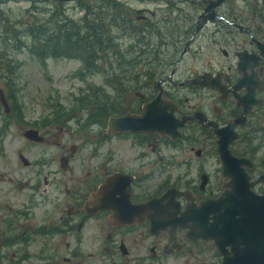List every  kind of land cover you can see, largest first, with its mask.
Wrapping results in <instances>:
<instances>
[{"label": "flooded vegetation", "instance_id": "flooded-vegetation-1", "mask_svg": "<svg viewBox=\"0 0 264 264\" xmlns=\"http://www.w3.org/2000/svg\"><path fill=\"white\" fill-rule=\"evenodd\" d=\"M164 8L176 14L173 20L181 18L182 23H169L166 16L160 23H152L157 29L164 24L169 27L167 44L159 48V58H156L162 60L156 61L157 65L152 68L160 76L155 87L144 88V92L137 90L130 102L134 106L125 111L140 112L144 102L160 94L161 99L175 104L176 116L187 117L179 137L183 141L206 137L215 141L214 128L240 116L243 120L234 127L238 134L232 152L250 158L247 154L252 151L248 142L264 125V0H165ZM137 67L141 69L142 64ZM211 82L217 86L207 85ZM250 92L255 101L248 105ZM108 134L171 139L167 134L137 131ZM243 143H247V148H243ZM71 147L70 150H75V145ZM202 149H194L198 159L204 156ZM68 153H61L60 161L62 157L68 159L65 157ZM215 153L220 163L215 174L220 176L206 172L197 160L186 159L183 160L186 165L196 163V175L193 179L185 178L182 186L163 181L152 188L144 187L142 181L155 177L158 173L155 170L149 175L140 174L137 168L104 170L102 175L97 172L93 181L71 192V199L56 198L51 205L44 206L41 220L37 218V201L31 196L30 204L16 212L26 215V221L20 223L26 227L18 229L13 215L4 220L8 227L0 229L3 233L0 264L6 258V249L11 247L23 249L24 254L19 256L22 260L37 261L31 264H49L47 254L53 251V264H56L60 240L71 255H63L57 264H90L93 251L103 264H222L224 252L232 254L231 246L217 245L208 228L214 212H207V206L200 207L202 202L230 188L220 154L217 150ZM250 160V165L242 164V167L249 174L251 188L261 193L263 169L253 175L259 168ZM142 169L145 168L142 166ZM113 174L119 175L106 190H100L105 178ZM42 183H47L46 175H42ZM40 187L38 184L39 190ZM41 188L43 192L44 187ZM67 191L70 193V189ZM51 206L55 214L58 211L56 216H62L61 225L49 215ZM33 220L35 228L30 227ZM85 231L94 237L95 244L93 251L83 256L81 247L85 245L84 239H88ZM235 260L234 256L232 261ZM24 261L6 264H30Z\"/></svg>", "mask_w": 264, "mask_h": 264}, {"label": "rangeland", "instance_id": "rangeland-1", "mask_svg": "<svg viewBox=\"0 0 264 264\" xmlns=\"http://www.w3.org/2000/svg\"><path fill=\"white\" fill-rule=\"evenodd\" d=\"M114 2L123 8H108L111 16L119 14L120 17L128 19L127 23H121L123 26L121 29H112L113 34H119L122 37V40L118 36L112 41L117 42L118 51L124 52L121 64H118V57L115 54L112 55L114 59L112 68L115 71L122 70L120 75H124L126 87L106 82L101 73L90 74V72L81 71L82 62L77 56H49L43 64L37 57L31 55L26 47L19 49L12 46L9 48L7 46L0 47V57L3 54L7 59L21 61L17 76L19 89L14 97L8 98L9 109L5 110L0 101L1 230L8 227L4 220L12 215L13 223L18 222V229L22 230L26 227H21L20 224L26 221V215L19 211L17 215L16 212L19 208H25L30 204L31 196L33 200L37 201L39 206L37 218L41 220L44 215L42 210L44 206L51 205L52 200L56 198L71 199L70 194L74 189L79 185L86 186L87 183L94 180L97 172L102 175L104 170L137 168V171L143 175H149L151 170H155L158 172L155 177H148L142 181L144 187L152 188L155 183L163 181L166 184L177 182L182 186L185 184V178L193 179L196 175V163L189 162V165H186L183 160L193 159L197 160V163L201 164L205 171L211 173L212 176H220L218 173L215 174L220 163L215 153V141L212 138L206 137L202 140L192 138L170 143L168 140L153 139L151 136L142 138L137 134H115L112 136L106 134L103 118L88 119L94 105L104 103L102 98L98 101L95 87L106 94L105 104L107 106L110 104L128 106L133 96L137 95V90L144 92L142 83L139 82L137 85V73L144 71L143 69L146 67L144 65L154 67L158 62L156 59L150 58L152 55L145 57L140 53V45L137 43V24H152L155 21L160 23L164 16L169 19L167 21L169 23H182L181 18L178 21L174 17L173 20V16L176 14L164 8L165 0H114ZM89 3L98 6L102 1L0 0V45L2 44L1 38H4L2 23L7 20L6 16L9 17L8 22L12 29L24 33L23 29L28 24H32L36 17L44 20L50 15H56L77 19L84 11L81 6L84 7ZM116 9L120 10L116 11ZM141 17H145V19ZM129 20L132 22L129 23ZM95 22H97L96 19ZM134 28H136L135 31L132 30ZM28 39L30 38L28 37ZM28 39L26 36L27 42H29ZM113 48L116 46L114 45ZM105 53H113L111 45L106 48ZM216 54L220 53L216 51ZM137 59H143L142 70L137 68ZM2 69L0 66V73H2ZM1 83L2 79L0 78ZM132 106L134 105L132 104ZM29 128L37 129L43 138L33 140L27 137L25 131ZM254 136L248 142V148L253 153L247 155L254 160L255 165L259 168L253 174L256 175L261 171L260 169H263L264 173V160L262 159L264 158V139L258 137L260 134L257 132ZM71 145H75V150L69 161L70 167H62L59 163L60 154L69 152ZM242 146L244 149L247 148V143H243ZM191 147L194 149L203 148V158L198 159L195 150ZM20 153L27 157L28 163L23 161ZM147 161L148 163H146ZM142 166L145 169H142ZM185 167L188 168L187 171H185ZM42 175H46V184L42 183ZM34 184L36 188L33 187ZM38 184L44 187L43 192L40 191L41 187L39 190ZM68 189H70V193H67ZM51 208L49 215L54 217V222L57 225H61L60 218L62 216H56V214L59 215L58 211L55 214L54 207L51 206ZM35 224L36 222L33 220L30 227L35 228ZM91 227L93 226L90 225V229ZM2 235L3 233L0 232V238ZM86 235H88V239H84L85 245L81 247L83 256H86L87 252L93 251L95 244L94 237L88 232ZM50 246L52 245L50 244ZM57 249L58 254L55 255L57 263L62 261L63 255H71L62 240L58 242ZM22 250L16 247L6 249V258L2 259V264L24 261L22 257H19L24 254ZM1 251L2 247H0ZM13 251L17 252L13 254ZM93 253L94 256L90 257L92 260L90 264H103L94 251ZM47 257L49 264H53L55 260L53 251L49 252ZM85 259L87 260V257ZM24 262L31 264L37 261L27 258Z\"/></svg>", "mask_w": 264, "mask_h": 264}, {"label": "trees", "instance_id": "trees-1", "mask_svg": "<svg viewBox=\"0 0 264 264\" xmlns=\"http://www.w3.org/2000/svg\"><path fill=\"white\" fill-rule=\"evenodd\" d=\"M83 1L85 2V0ZM101 1L102 3L98 6L92 3L86 4L84 7L81 6V9L84 11L81 17L77 19L68 16L58 17L56 15H50L44 20L36 17L32 24H28L23 29L24 33L12 29L8 22L9 17L6 16L7 20L2 23L4 38H1L2 44L0 47L7 46L9 48L12 46L18 49L26 47L30 54L37 57L43 64H45V60L49 56H77L80 58L83 69L87 73H101L106 82L116 83L120 87H126L127 83H124L126 79H124V75H120L122 70L115 71L112 68L114 65L113 54L118 57V64H121L122 58L124 57V52L121 53L118 51L117 42L112 41L117 39L118 36L122 40V37L119 34H113L112 29H121V23H127L128 19L120 17L119 14L111 16L108 11V8L111 7L122 9L123 7L120 4L111 0ZM118 10L120 9H116V11ZM95 19L97 22H95ZM129 21V23L132 22L131 20ZM168 28L167 24H164L160 29H157L153 24H137V43L140 45V53L145 57L152 55L150 58H159V48L167 44ZM132 30L135 31L136 28ZM132 30L130 29V31ZM134 34L136 36V33ZM26 36L27 39L28 37L30 38L28 39L29 42H27ZM155 39L156 41H154ZM109 45L112 47V54L105 53ZM114 45L116 48H113ZM143 59H137V65L139 63L143 64ZM160 60L162 59H156L158 62ZM0 66L3 68L2 73H0V78L2 79L0 87L3 89L7 98L14 97L19 89L17 76L21 61L7 59L1 54ZM144 66H146L144 69L143 65L140 69L144 71L137 73V85L141 82L144 88L149 89L155 87L156 79L159 78L160 74H155L151 65ZM86 72L85 74H87ZM95 89L98 101L102 98L104 103L102 105L101 103L94 105L89 113L88 119L90 120H95L94 117H96L98 119L103 118L105 122L107 115L123 112L132 107V103H129L125 107L121 104H110L107 106L105 104L106 94L104 91L98 89V87H95ZM87 122L89 123V121ZM258 130L259 137L264 139V125H261ZM262 159L264 160V158Z\"/></svg>", "mask_w": 264, "mask_h": 264}, {"label": "water", "instance_id": "water-1", "mask_svg": "<svg viewBox=\"0 0 264 264\" xmlns=\"http://www.w3.org/2000/svg\"><path fill=\"white\" fill-rule=\"evenodd\" d=\"M207 85L217 86L213 82ZM0 101L4 109L8 110L9 104L1 88ZM253 101L255 99L251 93L248 105ZM154 104H157L155 106L162 110L158 116L159 118L156 119L154 117L156 114L152 112L155 108H152ZM174 109V103L170 100L161 99L160 94H157L152 100L143 104V111L140 114L127 111L123 114L109 116L105 131L106 133L137 130L157 131L175 137L180 134L178 127L184 124L187 117L177 118L174 115ZM247 110H250V108L244 109L241 115ZM241 120L243 119L238 116L227 124L214 128L217 151L220 154L224 173L229 176L228 184L230 188L225 189L219 197L202 202L200 207L207 206L210 208L207 212H214L211 229L218 231L222 235V240L224 237L227 239L222 242L224 244L229 243L231 246L232 254L229 251H225L222 264H236L232 263L234 256L238 258L239 264H264V192L257 194L250 188L252 182L248 180L249 174L243 169L242 164L250 165L251 161L246 157L241 158L234 155L229 148V144L237 137L234 127ZM25 133L31 139L40 140L43 138L35 128H29ZM23 160L27 163L26 158L23 157ZM227 161L232 164L240 175L242 192L236 191L234 178L228 169ZM61 165L63 167L68 166L64 157L61 158ZM117 175L119 174L107 176L100 190H106L107 185ZM120 175L122 176L123 174ZM251 214L254 215L251 217ZM216 240L217 242L220 241ZM253 241L256 242L258 249L250 244ZM235 252L238 253L235 254Z\"/></svg>", "mask_w": 264, "mask_h": 264}, {"label": "bare ground", "instance_id": "bare-ground-1", "mask_svg": "<svg viewBox=\"0 0 264 264\" xmlns=\"http://www.w3.org/2000/svg\"><path fill=\"white\" fill-rule=\"evenodd\" d=\"M155 105H157V104H154L153 105V107L152 108H154V110H152V112L153 113H155L156 114V116H154L155 117V119L156 118H159L158 116L160 115V113H161V109L159 108V107H156ZM164 112V111H163ZM154 114V115H155ZM162 117V116H161ZM170 120V119H169ZM223 135H224V132H223ZM227 165H228V169H229V171H230V173L232 174V176H233V178H234V184H235V186H236V191L238 192V191H241V187H242V183H241V179H240V175L238 174V172L236 171V169L235 168H233V166H232V164H230L228 161H227ZM243 191V190H242ZM241 191V192H242ZM246 205H248L247 203H246ZM254 214H251V217L253 216ZM256 225V224H255ZM253 230V229H252ZM216 235L219 237V238H221L222 237V235L220 234V233H216ZM250 244L251 245H253V247L254 248H257L258 249V246H257V244H256V242L255 241H253V242H250ZM236 253H238V252H236ZM256 256V255H255ZM236 262H234V261H232V263H238L239 264V262H238V258L236 257V260H235ZM242 264V263H241Z\"/></svg>", "mask_w": 264, "mask_h": 264}]
</instances>
